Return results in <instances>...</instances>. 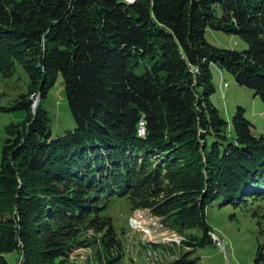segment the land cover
I'll return each mask as SVG.
<instances>
[{"label":"trees","instance_id":"1","mask_svg":"<svg viewBox=\"0 0 264 264\" xmlns=\"http://www.w3.org/2000/svg\"><path fill=\"white\" fill-rule=\"evenodd\" d=\"M209 28L248 47L216 46ZM17 63L30 85L0 165V264L13 252L17 264H126L127 231L108 212L120 202L183 236L169 264H199L189 254L216 242L215 203L264 233V134L242 106L230 126L209 98L218 64L264 101V0H0V70ZM60 75L76 128L54 138L42 103Z\"/></svg>","mask_w":264,"mask_h":264},{"label":"rangeland","instance_id":"2","mask_svg":"<svg viewBox=\"0 0 264 264\" xmlns=\"http://www.w3.org/2000/svg\"><path fill=\"white\" fill-rule=\"evenodd\" d=\"M206 36L209 42L219 47L237 50L248 47L239 36L212 28L207 29ZM144 69L145 66L142 64L137 71L143 72ZM211 79L215 90L209 98L229 125H232L233 114L242 106L245 108L246 118L253 123L254 134L256 136L264 134L262 98L256 95L253 89L238 84L234 75L218 64L211 66ZM29 85L30 76L21 64L17 63L8 75L0 70V165L4 145L9 138H13L9 133V126L24 122L27 117V111L23 107H18V102L22 94L28 93ZM37 95L31 96L34 102ZM42 104L47 110L54 138L76 128L61 75ZM108 212L113 213L116 226L118 227L120 223L124 230L126 229L125 232L127 231L125 236L121 235L126 247V264H169L181 252L187 250L181 245L183 236L169 228L163 218L155 215L150 208L132 211L129 203L120 202L112 206ZM207 216L213 230L212 237L216 242L197 247L189 254L191 258H198L199 264H256L255 259L260 246L264 245V233L260 232L257 217L242 208L231 205L221 207L217 203L209 207ZM193 232L201 234L197 229ZM88 252L87 248H81L76 250L75 254L86 256ZM7 258L10 264H17L19 254L13 252ZM132 258L135 262L131 260Z\"/></svg>","mask_w":264,"mask_h":264},{"label":"water","instance_id":"3","mask_svg":"<svg viewBox=\"0 0 264 264\" xmlns=\"http://www.w3.org/2000/svg\"><path fill=\"white\" fill-rule=\"evenodd\" d=\"M40 100H41V93L39 92L38 95H37V98L34 102V104L32 105L33 106V112L36 113V110H37V107L40 103Z\"/></svg>","mask_w":264,"mask_h":264},{"label":"built area","instance_id":"4","mask_svg":"<svg viewBox=\"0 0 264 264\" xmlns=\"http://www.w3.org/2000/svg\"><path fill=\"white\" fill-rule=\"evenodd\" d=\"M130 1V0H129ZM139 133H143L145 134V127L144 126H141L140 129H139Z\"/></svg>","mask_w":264,"mask_h":264},{"label":"bare ground","instance_id":"5","mask_svg":"<svg viewBox=\"0 0 264 264\" xmlns=\"http://www.w3.org/2000/svg\"><path fill=\"white\" fill-rule=\"evenodd\" d=\"M140 135H142V136H144L145 134H143V133H139ZM215 239V238H214Z\"/></svg>","mask_w":264,"mask_h":264}]
</instances>
